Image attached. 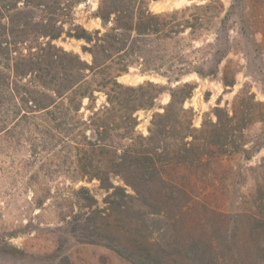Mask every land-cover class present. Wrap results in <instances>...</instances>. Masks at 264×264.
I'll return each mask as SVG.
<instances>
[{
  "label": "trees",
  "instance_id": "16d2710c",
  "mask_svg": "<svg viewBox=\"0 0 264 264\" xmlns=\"http://www.w3.org/2000/svg\"><path fill=\"white\" fill-rule=\"evenodd\" d=\"M24 1L38 9L47 8L50 0ZM155 1L160 0H100L96 18L101 29L75 26L66 33L83 41L81 51L90 56L89 63L51 42L21 51L29 27L50 40L64 31L34 21L32 10L26 9L14 10L2 23L6 8L0 7V99L8 105L0 124L12 118L11 128L4 131L13 133L21 148H29V160L23 162L35 168L34 185L42 178L53 182L63 177L77 186L67 188L57 231L102 245L132 264L153 262L147 249L153 244L140 235L145 222L188 208L189 192L166 179V166L200 164L206 145L224 149L235 137H244V127L235 128V109L229 115L216 107V121L200 131L192 128L184 109L195 89L184 79L216 77L229 43L226 32L216 33L211 43L200 41L202 35L219 31L231 11L221 17L222 6L210 2L154 14L148 5ZM134 67L173 86L163 113L152 118L148 137L136 134L134 114L150 107L154 94L149 90L160 92L161 87L121 84L118 78ZM222 83L231 87L234 80ZM95 93H102L106 103L83 120L82 101L92 100ZM93 182L105 194L101 203L85 186Z\"/></svg>",
  "mask_w": 264,
  "mask_h": 264
},
{
  "label": "rangeland",
  "instance_id": "374dc122",
  "mask_svg": "<svg viewBox=\"0 0 264 264\" xmlns=\"http://www.w3.org/2000/svg\"><path fill=\"white\" fill-rule=\"evenodd\" d=\"M57 1L50 0L47 8L36 9L24 0H0V7L6 8L1 11L5 17L2 23H7L6 16L16 9L32 10L34 21H43L47 28L62 27L64 33L50 40L42 36V30L29 27L22 37L26 42L19 46L21 51L51 42L89 63L90 56L81 51L83 41L66 33L75 26L88 31L101 29L96 18L100 0ZM239 1L160 0L148 5L154 14L210 2L222 6L221 17L231 11L219 31L214 28L202 35L200 41L211 43L216 33L224 36L226 32L229 43L216 77L191 75L184 79L195 87L184 109L189 111L196 131L216 121V107L229 115L235 109V128L244 127V137H235L224 149L206 145L202 163L166 166V179L189 192L188 208L151 216L145 222L140 235L153 244L147 247L152 264H264V0ZM222 79L234 80V85L226 87ZM118 81L132 87L149 82L161 87L160 92L149 90L154 94L152 105L134 114L136 134L148 137L152 118L163 113L173 86L156 74L142 73L138 67ZM0 101L1 116L8 105ZM105 103L104 95L95 93L92 100L82 101L79 117L88 120L92 109L98 110ZM11 123L12 118L6 125L0 124V264H132L102 245L57 231L67 188L77 186L63 177L53 182L42 178L34 185L31 173L35 168L24 167L23 162L29 160V148H21L17 137L4 131ZM85 186L101 203L105 194L97 183ZM67 210L65 213L71 209Z\"/></svg>",
  "mask_w": 264,
  "mask_h": 264
}]
</instances>
